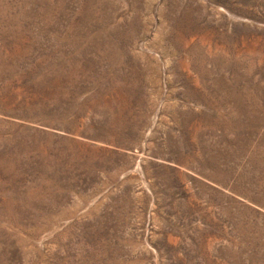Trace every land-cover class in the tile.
I'll use <instances>...</instances> for the list:
<instances>
[{
    "label": "rangeland",
    "instance_id": "1",
    "mask_svg": "<svg viewBox=\"0 0 264 264\" xmlns=\"http://www.w3.org/2000/svg\"><path fill=\"white\" fill-rule=\"evenodd\" d=\"M0 264H264V0H0Z\"/></svg>",
    "mask_w": 264,
    "mask_h": 264
}]
</instances>
